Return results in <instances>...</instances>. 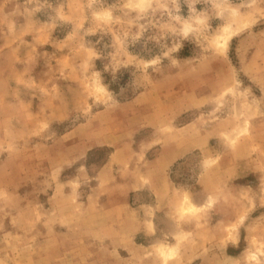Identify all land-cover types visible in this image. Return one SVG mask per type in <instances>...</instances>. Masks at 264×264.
<instances>
[{
	"label": "rangeland",
	"instance_id": "1",
	"mask_svg": "<svg viewBox=\"0 0 264 264\" xmlns=\"http://www.w3.org/2000/svg\"><path fill=\"white\" fill-rule=\"evenodd\" d=\"M0 264H264V0H0Z\"/></svg>",
	"mask_w": 264,
	"mask_h": 264
}]
</instances>
